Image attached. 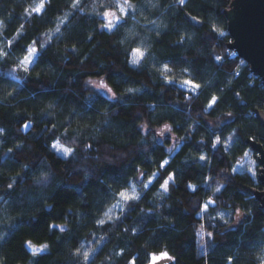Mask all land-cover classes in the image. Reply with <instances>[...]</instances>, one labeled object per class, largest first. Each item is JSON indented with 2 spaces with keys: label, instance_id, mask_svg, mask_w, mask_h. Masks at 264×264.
Segmentation results:
<instances>
[{
  "label": "clouds",
  "instance_id": "clouds-1",
  "mask_svg": "<svg viewBox=\"0 0 264 264\" xmlns=\"http://www.w3.org/2000/svg\"><path fill=\"white\" fill-rule=\"evenodd\" d=\"M233 42L189 0H0V159L16 154L0 164V242L56 209L43 235L22 224L0 264L57 247L53 264H264V153L245 142L264 146V75L229 60ZM93 89L124 103L86 111ZM68 184L83 191L62 200Z\"/></svg>",
  "mask_w": 264,
  "mask_h": 264
},
{
  "label": "trees",
  "instance_id": "trees-1",
  "mask_svg": "<svg viewBox=\"0 0 264 264\" xmlns=\"http://www.w3.org/2000/svg\"><path fill=\"white\" fill-rule=\"evenodd\" d=\"M232 0H221L222 4H228L230 6ZM62 2V0H57V3ZM189 5L191 7V10L193 12H198L201 14H205L207 15L209 12L215 11V13L223 20H225L227 22V27H228V18L226 16L225 10L226 8L224 7H218V8H213L212 7V0H189ZM229 8V7H228ZM183 20L188 21V23L192 26H194L196 29L198 30H203L205 28V25L203 24H199L197 23L195 20H192L191 18L184 16ZM230 34V32H229ZM231 36V34H230ZM232 37V36H231ZM180 46H173L172 48H168L169 53L171 54L172 52L175 51L176 48H178ZM229 47V46H228ZM45 53H41L40 56L37 57V61H40L41 57H44ZM239 57H241L239 54L237 57H229V60L231 61H235L236 59H238ZM173 59H178L177 56H172ZM220 66V65H218ZM110 75L113 76H121L123 77L124 74L121 72H115L113 71L112 73H110ZM79 79V78H77ZM127 78L125 77V80ZM176 85L173 84L170 86V88H175ZM25 89L32 91L35 90L39 95H47L50 93L55 92V89L50 85V84H43V87H37L34 84H29L28 82H25L24 85L22 86V91H24ZM93 91L95 92V96L93 97L92 100L88 101L86 104L83 105V107L85 108L86 111H94V105L97 101L99 102H107V103H111L112 105H123V101L119 100V99H112L109 94L106 91L103 90H96L93 89ZM145 92L148 93L149 96H155V93L151 92L149 89H145ZM35 99V98H34ZM174 107L177 108L178 112H183L184 106L183 105H173ZM239 108L243 109L244 107H246V105H238ZM121 113L122 115V119L124 120H128L131 117V112L129 110H125L123 109V107L121 108ZM256 118L260 121L261 124H264L256 115ZM0 119H6V116L3 113H0ZM20 119H23V117H21ZM46 119V117H45ZM236 118H228L225 121V126H230L231 124H233L235 122ZM210 127V126H209ZM246 143H248L247 141H245ZM193 142L192 141H185V146L191 145ZM163 144V141H160V145ZM45 147H47V145H45ZM197 148H199V146H196ZM22 151V150H21ZM14 159L16 158V154L14 153H9L7 156L3 157L2 159H0V164L3 163L4 160H8V159ZM186 167H191L190 165H186ZM66 188L68 189H74V191H70V192H66L64 194L61 195V199L63 200L65 197L70 198L76 194H79L83 191V188L80 185L77 184H68L65 185ZM205 189L207 188V186H203ZM239 195H243V193L241 192ZM56 213V209H47L45 211V213L42 215V217L40 218V220L37 221H31V220H21L11 231L9 234V237L3 241L0 242V248L4 247L5 244H8L11 240H13L16 236V233L18 232H23L24 229L21 228L22 224H31L34 226V230H39L40 234L43 235V228L42 225H44L46 223V218L55 215ZM262 214H264V209H262ZM183 216L185 218H188L189 214L187 212L183 213ZM176 226L173 225V228H175ZM239 231V227L230 229L229 232H238ZM161 238L162 234H161ZM174 243L177 247V250L181 252L182 255H186L188 254V250L194 247L195 241L194 239H189L187 238V236H181V237H174ZM19 252H22L24 255H26V251L23 249V247H20L18 249ZM59 251V247L55 248L52 251H48L42 254V256L40 257V259L38 260L37 264H53L52 258L55 255V253ZM55 264H61V262L56 261ZM186 264H192V260L189 256V260L186 262Z\"/></svg>",
  "mask_w": 264,
  "mask_h": 264
},
{
  "label": "water",
  "instance_id": "water-1",
  "mask_svg": "<svg viewBox=\"0 0 264 264\" xmlns=\"http://www.w3.org/2000/svg\"><path fill=\"white\" fill-rule=\"evenodd\" d=\"M225 13L234 41L228 46L248 60L254 72L264 75V0H232ZM256 115L264 123V114L257 112ZM247 142L256 151L264 153V146ZM261 179L264 181V175ZM256 195L264 200V194Z\"/></svg>",
  "mask_w": 264,
  "mask_h": 264
}]
</instances>
